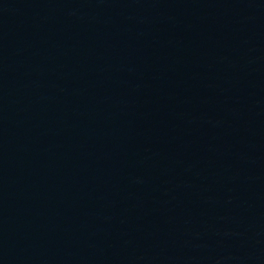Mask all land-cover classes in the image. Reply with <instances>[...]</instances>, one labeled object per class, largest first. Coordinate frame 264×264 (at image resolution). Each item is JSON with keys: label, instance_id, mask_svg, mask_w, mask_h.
Listing matches in <instances>:
<instances>
[{"label": "water", "instance_id": "obj_1", "mask_svg": "<svg viewBox=\"0 0 264 264\" xmlns=\"http://www.w3.org/2000/svg\"><path fill=\"white\" fill-rule=\"evenodd\" d=\"M0 264H264V0H0Z\"/></svg>", "mask_w": 264, "mask_h": 264}]
</instances>
